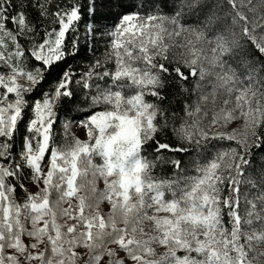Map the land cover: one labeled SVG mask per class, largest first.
<instances>
[{"label": "snow or ice", "instance_id": "1", "mask_svg": "<svg viewBox=\"0 0 264 264\" xmlns=\"http://www.w3.org/2000/svg\"><path fill=\"white\" fill-rule=\"evenodd\" d=\"M0 264H264V0H0Z\"/></svg>", "mask_w": 264, "mask_h": 264}]
</instances>
